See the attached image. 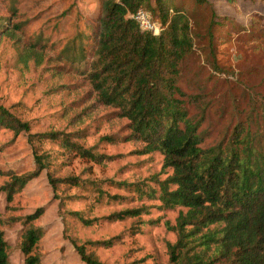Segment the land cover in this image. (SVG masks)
I'll use <instances>...</instances> for the list:
<instances>
[{
    "label": "rangeland",
    "instance_id": "374dc122",
    "mask_svg": "<svg viewBox=\"0 0 264 264\" xmlns=\"http://www.w3.org/2000/svg\"><path fill=\"white\" fill-rule=\"evenodd\" d=\"M206 1L224 26L215 29L210 49L205 33L210 17L201 12L190 22L194 54L178 86L186 99L204 101L185 105L188 114L199 117L204 113L200 129L206 134L205 146L220 139L233 111L246 130L264 138V2ZM98 6V0H0V24L9 19L19 28L18 42L0 36V106L29 127L17 135L0 130V188L11 175L32 173L36 160L43 165L37 178L17 191L11 202L0 192V231L10 264H24L20 244L29 228L43 232L32 253L40 264H84L76 247L119 235L121 240L113 247L94 251L100 263L168 264L167 245L175 242L176 235L164 223L174 226L180 209L161 210L158 201L140 199L132 187H152L150 179L162 181L171 174L162 167V156L144 154L140 144L121 140L129 134L128 121L119 119L116 109L99 107L82 117V124L72 121L93 101L86 98L87 83L65 63V52L78 30L93 21ZM37 42L47 49L40 66L19 55L22 46ZM193 73L200 74L202 83L210 79L203 87L193 86ZM243 92L245 97H241ZM83 130L86 138L72 136L70 143L108 158L102 165L75 157L51 137H44ZM103 137H112L115 143L101 142ZM65 179H76L78 186L55 183L53 188L49 182ZM113 196L120 199L111 200ZM141 206L149 208L148 215L124 222L100 221L111 213ZM38 208L42 216L26 223L25 217ZM72 213L96 221L85 226Z\"/></svg>",
    "mask_w": 264,
    "mask_h": 264
},
{
    "label": "trees",
    "instance_id": "16d2710c",
    "mask_svg": "<svg viewBox=\"0 0 264 264\" xmlns=\"http://www.w3.org/2000/svg\"><path fill=\"white\" fill-rule=\"evenodd\" d=\"M98 3L93 21L78 30L69 52H65L68 54L65 63L87 83L86 98L93 101L72 121L78 126L83 123L82 117L90 116L99 107L116 109L115 115L128 121L129 134L121 140L140 144L144 154L162 156V167L171 174L162 181L157 177L150 179L152 187H132L140 199L158 201L161 210L180 209L174 226L164 223L166 230L176 235L175 242L167 245L168 264H264V138L246 130L233 111L220 139L205 146L206 134L200 129L206 120L204 113L190 116L185 106L204 100L186 99L178 86V79L194 54L190 22L201 12L210 17L205 33L211 49L213 33L224 26V20L216 19L206 0H98ZM139 9L158 24L157 35L141 31L132 20L131 15ZM18 31V26H12L9 19L0 24V36L16 39ZM19 55L40 66L47 49L40 42L29 43L22 46ZM199 76L192 74L191 85L203 87L210 79L202 83ZM241 97H245L244 92ZM28 129V124L0 106V130L17 135ZM48 136L75 157L101 165L108 159L70 143L72 136L86 138L84 130L44 135ZM100 141L115 143L112 137ZM36 165L32 173L11 175L10 181L0 188L7 202L37 178L43 165L40 160H36ZM49 182L53 188L55 183L78 186L76 179ZM148 213L149 208L141 206L111 213L100 221L124 222ZM42 214L38 208L25 217V222L31 223ZM72 215L85 226L96 221L84 220L77 213ZM156 223L158 220L150 222ZM42 236L41 228H29L22 235L20 250L24 264H40L32 253ZM120 240L119 235L86 242L76 247V253L84 264H102L94 251L111 248ZM0 264H10L1 231Z\"/></svg>",
    "mask_w": 264,
    "mask_h": 264
},
{
    "label": "built area",
    "instance_id": "2783aa9c",
    "mask_svg": "<svg viewBox=\"0 0 264 264\" xmlns=\"http://www.w3.org/2000/svg\"><path fill=\"white\" fill-rule=\"evenodd\" d=\"M132 20L136 23L137 27L144 32H150L157 35L159 26L156 22L152 21L146 12L139 9L131 15Z\"/></svg>",
    "mask_w": 264,
    "mask_h": 264
}]
</instances>
